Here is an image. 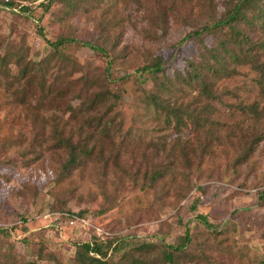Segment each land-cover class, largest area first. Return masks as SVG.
Returning <instances> with one entry per match:
<instances>
[{
	"label": "rangeland",
	"instance_id": "rangeland-1",
	"mask_svg": "<svg viewBox=\"0 0 264 264\" xmlns=\"http://www.w3.org/2000/svg\"><path fill=\"white\" fill-rule=\"evenodd\" d=\"M48 2L0 0V264H85L77 252L108 264H264V138L250 151L264 116L244 109L264 105L258 72L227 56L236 70L208 74L211 96L185 78L191 62L222 63L211 55L231 28L214 23L229 0ZM59 37L74 40L56 49L48 39ZM157 59L164 69H143ZM153 94L208 108L211 126L187 116L176 128ZM101 118H113L108 131ZM59 130L92 156L67 166Z\"/></svg>",
	"mask_w": 264,
	"mask_h": 264
},
{
	"label": "trees",
	"instance_id": "trees-1",
	"mask_svg": "<svg viewBox=\"0 0 264 264\" xmlns=\"http://www.w3.org/2000/svg\"><path fill=\"white\" fill-rule=\"evenodd\" d=\"M52 0H49V4ZM5 4L8 6H12L13 1H5ZM22 9H28L27 6H22ZM226 11L214 24L217 26L229 25L231 28V33L229 36L224 37L219 41V50L217 53H213L211 56L214 57L217 61L222 62L220 66H214L206 61L203 62L204 65H197L194 62L190 63V68L185 75L187 83H193L196 81H200V86L204 90L208 96L212 94V83L211 78H209L210 73L221 74V76H232L234 75V71L236 70L234 66L230 64H226L227 56L233 58L236 64H247L253 70L257 71V79L256 82L260 88V93L264 95V0H229ZM243 22H248L251 29L248 30L245 25L242 26ZM209 24L204 25L203 27L188 33L186 36L192 37L204 32L211 30ZM246 29H245V28ZM253 28V29H252ZM42 32V29H41ZM69 40H74L73 37H59L56 40L48 39V41L58 49L61 45L65 44ZM90 46L104 51L105 48L98 44H90ZM204 54V53H203ZM205 67L207 69H205ZM165 68V63L162 59H157L151 64H146L143 66L144 70H151L153 72L162 70ZM105 94V93H104ZM103 94V96H104ZM106 95V94H105ZM98 99L99 93L95 95ZM102 96V94L100 95ZM105 98V96H104ZM96 99H93L90 102L86 100L83 101L82 105L79 107V112L82 110H89V108L99 105ZM152 102L157 107H163L164 111L171 117L173 122H175V127H180L183 123L186 122V117L194 119L197 122L198 128L207 129L211 126L212 119L209 115L210 111L208 108H204L203 115L196 114L195 108H186L177 105L176 103H172L169 101H164L160 95L153 94ZM90 104L89 106H87ZM87 106V108H85ZM244 109L248 110V112L255 115V117L264 116V105L260 106V102L254 101L250 105L244 107ZM201 113V112H200ZM113 122V118H107L104 121L102 118L98 121V125L101 126L100 130L108 131L111 123ZM172 122V121H170ZM188 123V121H187ZM186 123V124H187ZM59 144L61 146H65L69 149V162L68 165H75L79 162H82L85 158H90L94 153V147H92L87 140L82 143L74 142L71 136L65 135L61 130L58 132ZM264 138V133L259 135L256 139L252 141L250 151L254 150L255 145ZM162 144H166L165 142ZM167 146L163 145L162 149H166ZM249 154H247L244 158H247ZM165 165L163 168H159L153 174L154 178L162 179L165 178L171 170L175 169ZM200 219L204 220L207 224L208 221L204 214L197 215ZM185 240L189 241L190 236L187 233L185 235ZM85 248L88 251H96L100 254V250L96 248L92 242L85 241L83 242ZM180 247V245H178ZM174 253L173 251H169L167 254L168 261H174ZM76 259L85 264H108L107 259H104L102 256L95 255H86L81 252H77ZM77 260V261H78Z\"/></svg>",
	"mask_w": 264,
	"mask_h": 264
}]
</instances>
